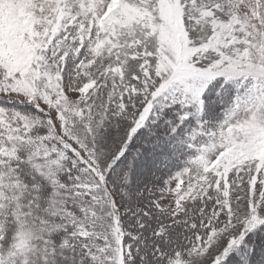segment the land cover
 <instances>
[{
  "label": "snow or ice",
  "instance_id": "6c2138e0",
  "mask_svg": "<svg viewBox=\"0 0 264 264\" xmlns=\"http://www.w3.org/2000/svg\"><path fill=\"white\" fill-rule=\"evenodd\" d=\"M0 264H264V0H0Z\"/></svg>",
  "mask_w": 264,
  "mask_h": 264
}]
</instances>
